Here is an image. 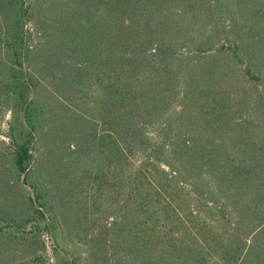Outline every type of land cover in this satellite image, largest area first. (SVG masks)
<instances>
[{"label": "trees", "instance_id": "trees-1", "mask_svg": "<svg viewBox=\"0 0 264 264\" xmlns=\"http://www.w3.org/2000/svg\"><path fill=\"white\" fill-rule=\"evenodd\" d=\"M3 1L11 11L0 46L10 61L0 91L12 112V165L26 183L43 118L53 113L36 95L49 79L54 93L46 102L57 95L66 120L87 136L76 152L90 168L74 229L84 245L105 227L103 213L111 215L94 261L264 264V150L255 142L251 101L206 68L176 74L182 68L167 62L194 30L181 41L155 38L167 24L154 20L167 14L158 0ZM184 1L223 9L221 0ZM234 1L264 28V0ZM234 58L244 61L236 49ZM243 76L258 80L248 66ZM256 94L257 87L245 93ZM66 165L69 180L76 166Z\"/></svg>", "mask_w": 264, "mask_h": 264}, {"label": "rangeland", "instance_id": "rangeland-1", "mask_svg": "<svg viewBox=\"0 0 264 264\" xmlns=\"http://www.w3.org/2000/svg\"><path fill=\"white\" fill-rule=\"evenodd\" d=\"M157 3L167 14H161L160 19L155 13L154 20L167 24L163 25L165 28H155L152 34L155 38L164 35L169 41H181L186 29L194 30L192 42L183 43L185 47L182 46L184 49L181 48L176 59L167 57V62L182 68L173 69L176 74H185L184 69L202 72L206 68L207 75L213 73L210 76L216 80L220 76L227 87H235L238 93L242 92L241 95L251 101L249 110L255 113L253 121L259 138L255 141L256 145L264 150V28L249 19V15L234 0L218 2L223 9H216L215 2L209 4V1L202 8L184 0H158ZM9 11L6 3L0 0V37L8 20L5 13ZM24 29L32 33L30 44H36L33 25L27 23ZM196 47H201L203 53H196ZM235 49L243 56L242 63L234 58ZM8 54L1 45L0 83L8 71ZM188 61L191 64L183 68ZM247 66L258 80L243 76ZM34 72L40 76V71ZM222 74H226L227 78H223ZM256 87L261 95L256 94L252 98L245 95ZM53 89V83L47 79L36 92L40 102L49 105L53 113L48 112L43 118L42 128L33 144L34 161L26 183L25 177L19 176L12 165L8 137L12 112L9 99L0 91V264H117L106 260L95 262L93 258V253L99 255L101 244L106 242L102 240L106 239L107 226L111 222L109 211L103 213L100 220L105 227L89 245L83 244V231L74 230L79 226L76 220L80 217L83 201H87L84 191L89 190L83 177L84 171L90 169L86 168L89 167V158L76 162V152L82 150L87 136L81 125L73 123L74 120H66L61 111L62 100L56 94L54 103L46 102L51 100ZM96 108L94 106L93 110ZM69 162L76 167L67 180L63 178L66 172L64 164L67 166ZM89 226L90 223L84 224L81 230L91 228Z\"/></svg>", "mask_w": 264, "mask_h": 264}]
</instances>
